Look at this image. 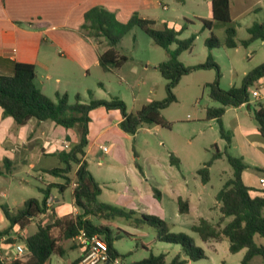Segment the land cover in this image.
Instances as JSON below:
<instances>
[{
    "label": "rangeland",
    "instance_id": "rangeland-1",
    "mask_svg": "<svg viewBox=\"0 0 264 264\" xmlns=\"http://www.w3.org/2000/svg\"><path fill=\"white\" fill-rule=\"evenodd\" d=\"M152 1V7L146 14L147 18L153 20L154 23L151 24L153 28L160 29L166 23L176 30L183 27L178 39L194 37L191 47L179 55V61L183 65L193 68L183 74L171 89L175 100L161 110L162 117L170 123L169 127L143 123L134 135L128 133L130 136L128 140L124 135L119 139L107 136L101 138L100 143L106 146L114 140L125 145V148L130 149L131 156H133L132 150L136 151L139 168L132 161L133 172L124 174L122 170L129 166V162H126L117 172H115L117 167L114 165L115 173H112L108 166L110 164L108 158L101 153L98 154L97 160L90 156L89 159L87 158V168L90 164L95 174L96 171H104L102 175L107 181L99 182L102 190L99 199L103 202H113L117 195L127 198L128 194H132L131 204L129 201L120 203L125 204L123 206H127L126 209L131 208L139 214L157 215L169 223L172 232H184L191 236L195 245L204 250L205 257L187 260L184 264H240L246 252L245 248L232 253L229 251V241L226 238L221 241H203L192 230V226L201 218L215 225L219 224L221 214L215 195L232 173L226 152L233 156L246 154L244 142L231 129L236 112L246 126H257L253 110L257 107L258 101L264 103V99L256 102L251 97L242 107L229 109L222 119L223 136L216 119L206 118V109L220 105L210 98V83L218 79L219 87L222 89L239 86L247 72L264 62V40L255 39L248 45L241 44V41L248 37L247 28L254 22L264 21V0H230L229 23L213 21L211 29L203 27V20L212 19L210 0ZM228 25H233L236 29V47L223 44L224 29ZM211 33H214L221 43L218 47L209 49L205 39ZM93 42L97 43L94 40ZM97 45L103 49L105 43H97ZM116 46L127 60L119 68V73H115L117 70H103L104 72L101 71L96 75L95 71H92L93 74L87 81L91 92L86 93L79 89L84 102L91 98L110 99L115 95L124 101L128 111L134 112L153 100L166 99L169 80L162 76L156 66L168 58L167 51L155 44L138 25L133 26L123 35ZM176 46L174 42L169 45V49L172 50ZM209 53L218 70L214 67L199 66L206 61ZM261 81L264 82V76L250 85L249 91L256 88ZM98 82H101L104 88L99 86ZM107 89L110 94L105 92ZM93 91H97V94ZM69 101H74L72 94L69 96ZM227 137L230 139L229 144ZM216 152H220L221 156L213 159ZM171 153L180 160L179 167L170 164ZM250 157L249 154L245 155V161L249 162ZM98 159L101 166L96 162ZM208 161H211L208 168L209 179L203 183L197 170ZM120 171L124 175L120 178L121 181L116 178ZM122 181H125V184ZM2 182L0 178V184ZM37 183L35 179H31V185H28L24 192L28 196H41L35 186ZM154 188L160 191L158 197L155 196ZM4 190L0 189V204L3 205L10 202L8 198L2 197ZM19 193L14 188L11 191V195ZM53 193L61 199H70L69 189L63 194L54 189ZM178 197L188 202L189 208L184 213L178 210ZM119 202L124 201L119 199ZM228 219L223 220L220 226H223ZM112 222L126 232L113 242V247L119 253L116 258L118 261L99 264H134L149 254L159 253L165 254L167 262L177 254L181 258H188L180 244L158 240L157 231L151 225L143 224L135 227L123 217H117ZM256 240L264 244V237ZM78 255V249H66L64 255L52 254L49 264H67ZM248 264H263V261L260 255H256Z\"/></svg>",
    "mask_w": 264,
    "mask_h": 264
},
{
    "label": "trees",
    "instance_id": "trees-1",
    "mask_svg": "<svg viewBox=\"0 0 264 264\" xmlns=\"http://www.w3.org/2000/svg\"><path fill=\"white\" fill-rule=\"evenodd\" d=\"M211 18L203 20V27L212 28L213 21H230V0H210ZM153 20L140 17L134 13L126 22H120L115 18L113 12L103 6H94L84 13V21L81 30L90 39L98 44L105 43L104 48L99 52L98 61L105 71L120 68L127 60V57L119 52L117 43L135 25L140 26L157 44L168 53V58L157 64V68L162 76L168 79V96L162 101L153 100L138 110L128 111L122 99L111 96L110 99H90L84 102L80 94L74 95V101L70 102L66 93L56 94L53 99L44 94L35 82V66L30 63L16 62L12 74H0V107L4 116H11L17 125H23L30 119L37 121L51 120L55 124L64 128H71L75 125L80 127L79 142L69 150H64L58 154L63 166L49 169L47 172L65 179L63 184H49L41 188L42 198L30 197L25 200L21 209L16 213H11L2 206L5 218L9 226L0 231V236L9 233L11 227L17 225L25 226L29 221L45 213L50 207L47 204L51 188L54 186L62 191L74 178L76 185L73 189L74 204L79 208L77 214H67L62 217H53V220L39 224L37 230L25 238L27 252L11 259L9 264H49L52 254L63 255L65 250L60 241L76 237L81 230L87 236L97 234L107 245L109 260L112 261L119 256L113 247V242L121 238L126 232L113 224L117 217L129 220L135 227L143 224L153 226L157 231V239L160 241L180 244L186 252L188 258H181L175 255L171 261L167 262L164 253L149 254L147 257L134 264H184L187 260H197L205 257L204 250L195 245L193 238L184 232H172L169 223L161 217L153 214L141 213L115 206L99 200L101 187L94 176L87 168L86 160L83 159L84 147L87 144L88 113L90 110L103 106L106 109H118L123 117L120 127L128 133L135 134L137 128L145 124H158L169 127L161 110L170 102L175 100L171 89L178 82L183 74L188 73L193 67L185 66L179 61L181 52L189 49L194 37L178 39L183 27L176 30L166 23L162 28L156 29L151 26ZM248 37L241 41L242 45H248L252 40H264V21L254 22L247 28ZM236 29L233 25H228L224 29L225 39L223 44L228 47H236ZM176 43L177 46L170 50L169 45ZM96 43V44H97ZM218 37L211 33L205 39V44L209 49L220 45ZM200 67H214L218 70L217 64L208 54L206 61ZM219 74L217 73V77ZM264 76V62L247 72L239 86H232L228 89L219 87L218 79L209 84L210 98L220 105L206 109L207 119H216L220 126V133L223 136L222 115L228 106H238L250 100L249 87L255 81ZM253 110V117L257 123V129L264 140V103L258 102ZM229 137L227 143L229 144ZM221 153L216 152L213 159L220 157ZM232 173L224 181L217 191L215 198L220 211L219 224L215 225L207 219L201 218L198 223L193 224L195 231L203 241H221L228 239L229 251L238 252L245 248L246 252L240 264H248L250 260L260 255L264 264V244L256 239L264 237V193L254 194L242 179V172L247 165L240 157L230 155L226 152ZM170 162L179 166V159L172 153ZM211 161L206 162L197 170L203 183L209 179V166ZM0 167V174H2ZM155 196H159V191L154 188ZM188 202L178 199L179 212L188 210ZM53 213L54 207L50 208ZM139 214V215H137ZM229 218L223 226V220ZM117 229V230H115ZM11 242V241H9ZM80 257L72 262L78 264Z\"/></svg>",
    "mask_w": 264,
    "mask_h": 264
},
{
    "label": "crops",
    "instance_id": "crops-1",
    "mask_svg": "<svg viewBox=\"0 0 264 264\" xmlns=\"http://www.w3.org/2000/svg\"><path fill=\"white\" fill-rule=\"evenodd\" d=\"M152 3V0H0V74H12L16 62L30 63L35 66L37 86L47 96L50 95L49 97L53 99L57 93H66L68 97L71 94L74 96L81 94L79 89L90 93L91 89L87 81L91 78L92 71H95L96 75L103 71L98 61V55L102 49L81 30L84 13L91 7L103 6L113 12L118 21L126 22L134 13L147 18L146 13L150 11ZM118 70L119 68L114 69L115 73H119ZM98 85L104 88L101 82H98ZM74 88L77 90H73ZM93 92L97 94V91ZM105 92L110 94L108 89ZM81 98L84 101L82 95ZM244 104L247 102L238 106H228L224 114L229 109H238ZM88 117L87 144L84 147L83 157L86 163L89 156L97 160L99 153L105 154L104 156L110 163L108 165L110 172L115 173L126 162H129V166L122 170L123 172L120 171L116 177L118 180L124 176L122 173L133 172L132 161L139 168L136 151L132 150L133 156H131L130 149L115 142L116 140L111 141L108 146L100 143L104 136L119 139L124 135V138L130 139L128 132L120 127L123 119L120 111L99 106L90 110ZM231 129L244 142L245 155L251 156L249 162L245 161V155L236 156L247 165L242 172L243 181L253 189L254 194L264 193V186L259 183V178L264 177V140L257 126H246L236 112L235 122ZM79 139L80 127L78 125L66 129L51 120L37 121L34 118L23 125H17L11 116L3 115L0 107V167L3 171L0 174L3 180L0 189H5L1 195L10 201V204L8 202L5 205L0 204V231L9 226L2 206L11 213H16L23 207L25 200L35 197L28 196L24 192L27 186L31 185V179L38 182L35 184L37 191L41 193V196L35 197L38 199L42 198L41 188L51 183L63 184L65 182L63 177L52 175L47 171L63 166L58 154L71 149L79 142ZM64 143L68 144V148L63 147ZM102 147H106L107 150L104 151ZM99 160L96 162L101 166ZM114 165L117 167L116 171ZM88 169L98 183L107 181V178L102 175L104 171L99 170L95 174L90 164ZM122 183L125 184V181ZM75 185L73 178L62 191L55 186L51 188L49 197L52 200L48 205L50 208L54 207V213L49 208L45 213L32 218L25 226L15 225L11 227L9 233L0 236V264H9L10 260L17 256L13 244L25 242V238L35 232L39 224H45L53 220V217L80 212L73 200ZM13 188L20 193L11 195ZM54 189L62 194L69 189L70 199L57 197L53 193ZM101 194L102 190L99 197ZM132 197V194H128L127 198L117 195L116 200L109 203L126 208L127 206H123L125 204L120 203L129 201L131 204ZM119 199L124 202H119ZM99 200L102 201V199ZM60 243L65 251L66 249L79 250V255L69 260L67 264H72L83 254V247L74 238L60 241Z\"/></svg>",
    "mask_w": 264,
    "mask_h": 264
},
{
    "label": "built area",
    "instance_id": "built-area-1",
    "mask_svg": "<svg viewBox=\"0 0 264 264\" xmlns=\"http://www.w3.org/2000/svg\"><path fill=\"white\" fill-rule=\"evenodd\" d=\"M253 98L255 101L264 99V82H259L256 88L251 89L250 98ZM64 148H68V144H63ZM104 151L107 150L106 147H102ZM259 183L264 186V177L259 178ZM51 197H48L47 204L51 202ZM49 206V205H48ZM74 240L78 241L83 247L84 251L81 255L80 261L78 264H99L110 262L109 255L107 252V245L105 241L98 236L93 234L87 236L83 230L74 237ZM13 248L17 256L22 255L27 252L26 241L23 243H14ZM117 259H114V262H117Z\"/></svg>",
    "mask_w": 264,
    "mask_h": 264
}]
</instances>
